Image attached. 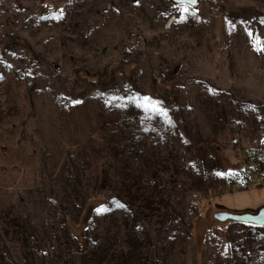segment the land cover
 Wrapping results in <instances>:
<instances>
[{"label": "rangeland", "instance_id": "obj_1", "mask_svg": "<svg viewBox=\"0 0 264 264\" xmlns=\"http://www.w3.org/2000/svg\"><path fill=\"white\" fill-rule=\"evenodd\" d=\"M186 6L0 0V264H82L66 228L65 211L78 228L81 210L68 160L85 154L86 172L101 174L103 125L115 115L102 116L89 84L112 72L123 82L130 70L151 96L155 70L172 79L159 111L145 108L155 122L130 120L120 133L133 160L164 178L171 212L158 206L140 221L117 204L103 209L95 230L117 264H214L208 233L243 231L215 214L264 206V175L262 187L220 192L242 149L264 150V0Z\"/></svg>", "mask_w": 264, "mask_h": 264}, {"label": "trees", "instance_id": "obj_2", "mask_svg": "<svg viewBox=\"0 0 264 264\" xmlns=\"http://www.w3.org/2000/svg\"><path fill=\"white\" fill-rule=\"evenodd\" d=\"M173 1L181 3V0ZM193 1L191 0L189 4L195 6L198 0ZM119 67L123 70L128 69L125 64ZM112 75L107 79L98 76L97 79L90 80L92 82L89 84L90 89L101 92L102 116L106 118L115 115L114 118L107 119L103 125L104 146L100 149V156L104 166L101 174L95 178L90 172H86V166L89 167L90 162L86 161L85 154L72 153L68 160L70 202H74L81 210L78 228H75L76 225H72L73 223H69L70 215L68 216V212L65 211L66 228L80 249L82 264H117L111 256L110 248L101 242L95 230L103 209H110L117 204L125 211L133 213L140 221H145L158 206L161 208L165 205L167 212H171L170 206H167L170 197L166 198L165 195L167 183L164 178L159 176V171L152 172L154 166L147 171L145 169L149 166L145 167L133 160L131 157L134 153L133 148L129 143H125L128 138L125 139L120 133L122 129L127 128L130 120L135 123L139 120L145 125L148 124L147 126L155 122L153 116H146L145 108L152 109L153 112L159 111L155 107V102L164 103L165 98L160 99V95L165 97L171 93L172 79L155 70L156 95L151 96L133 78L130 70L126 73L123 82H118L113 72ZM84 91L87 93V90ZM114 97L116 99H113ZM146 97H150L151 101H146ZM169 109L173 117L166 127H170L176 121V113ZM161 124L166 125L165 121ZM141 153L146 151L143 150ZM81 156L83 163L79 160ZM186 156L190 158L192 153ZM238 156V168L228 172L224 187L220 189L221 194L247 191L254 184L262 187L258 178L264 175V150L246 148L242 149ZM169 165L171 164L164 159L163 167L170 168ZM166 172H168L167 168ZM51 187L54 185L52 184ZM199 213L197 211L194 218H198ZM229 220L242 225L243 231L235 230L230 233L218 229L208 233L215 251L214 264H264V225ZM193 229L192 219L188 230L190 235Z\"/></svg>", "mask_w": 264, "mask_h": 264}, {"label": "water", "instance_id": "obj_3", "mask_svg": "<svg viewBox=\"0 0 264 264\" xmlns=\"http://www.w3.org/2000/svg\"><path fill=\"white\" fill-rule=\"evenodd\" d=\"M215 217L221 221L232 219L237 221L250 222L258 225H264V206L260 208L257 213L254 214L252 213L237 214V213L221 211V212H217L215 214Z\"/></svg>", "mask_w": 264, "mask_h": 264}, {"label": "snow or ice", "instance_id": "obj_4", "mask_svg": "<svg viewBox=\"0 0 264 264\" xmlns=\"http://www.w3.org/2000/svg\"><path fill=\"white\" fill-rule=\"evenodd\" d=\"M191 2V0H181V3L185 5V7L183 8V11H187L188 8H187V4H189ZM186 18V17H185ZM260 50H264V44L261 45V49ZM113 99H116V97H114ZM146 101H151V98L150 97H146L145 98ZM159 103L160 102H155V107L159 110Z\"/></svg>", "mask_w": 264, "mask_h": 264}]
</instances>
